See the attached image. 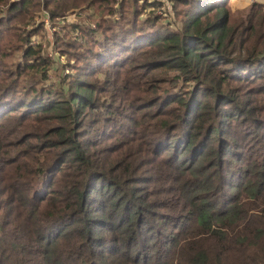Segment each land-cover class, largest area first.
Wrapping results in <instances>:
<instances>
[{
	"label": "trees",
	"instance_id": "obj_1",
	"mask_svg": "<svg viewBox=\"0 0 264 264\" xmlns=\"http://www.w3.org/2000/svg\"><path fill=\"white\" fill-rule=\"evenodd\" d=\"M232 1L0 0V264H264V4Z\"/></svg>",
	"mask_w": 264,
	"mask_h": 264
},
{
	"label": "rangeland",
	"instance_id": "obj_2",
	"mask_svg": "<svg viewBox=\"0 0 264 264\" xmlns=\"http://www.w3.org/2000/svg\"><path fill=\"white\" fill-rule=\"evenodd\" d=\"M117 1H119V0H117ZM150 1H153V0H150ZM159 1H163V0H159ZM254 2L264 4V0H233L231 2V10H232L233 14L235 13V15H236V14L240 13V11L250 7L251 4ZM93 13H94V10L86 11L84 13L83 11H78V9H77L75 11L70 12L66 17H63L60 20L58 19L56 22L52 23L48 17L49 16L48 13L46 14V10L41 11V13L37 14V16L35 18V22L37 21L38 23H40V24L42 23L44 25V27H45L44 32L47 33L48 37H47L46 41L41 40L40 37H35L34 42L32 44H35L37 41L39 43V41H40L41 44L44 45V48L46 49L48 56L52 60L57 61L59 56L57 54L58 52L55 50L56 46L54 45V39H53V36L55 35V33H61L62 34L65 30L63 28H64V25L66 23L83 24L84 20L87 22L90 21L88 19V17L90 15H93ZM80 17H83L84 20L80 19ZM90 24H91L93 30L98 28V26H96L97 21L91 22ZM28 27H30V26H28ZM66 31H67V29H66ZM71 32H73V31H71ZM77 34H78V32L72 33L73 37H76ZM69 38L72 39V37H69ZM60 61L63 62L64 64L67 63L65 57H60ZM56 65H57L58 70H59L60 69L59 61L56 62ZM58 70L56 71L57 73H60L62 70H66L65 72L68 71L67 69H63V68H61L59 71ZM56 72H51L49 75V79H51L52 81H55L54 79L56 77Z\"/></svg>",
	"mask_w": 264,
	"mask_h": 264
},
{
	"label": "built area",
	"instance_id": "obj_3",
	"mask_svg": "<svg viewBox=\"0 0 264 264\" xmlns=\"http://www.w3.org/2000/svg\"><path fill=\"white\" fill-rule=\"evenodd\" d=\"M161 2H165V3H166V2H168V0H163V1H161Z\"/></svg>",
	"mask_w": 264,
	"mask_h": 264
}]
</instances>
